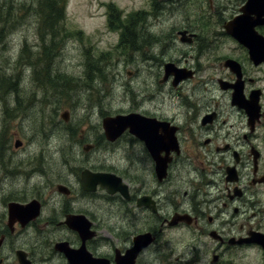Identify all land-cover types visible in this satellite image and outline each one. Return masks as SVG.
Here are the masks:
<instances>
[{"label":"flooded vegetation","instance_id":"flooded-vegetation-1","mask_svg":"<svg viewBox=\"0 0 264 264\" xmlns=\"http://www.w3.org/2000/svg\"><path fill=\"white\" fill-rule=\"evenodd\" d=\"M148 1L153 10L166 12L190 0ZM227 1L217 10L208 0L221 18L220 31L210 35L206 24L197 32L185 22L165 25L140 14L121 21L116 47L140 43L133 50L142 64L133 106L113 113L101 106L100 93L93 102L91 90L108 78L95 73L83 84V96L70 101L84 104L83 128L70 121L69 110L58 119L68 126L70 154L95 131L97 143L93 136L84 153L103 147L112 161L93 166L92 159L83 165L68 157L69 172L48 185L56 186L54 195L15 200L6 193L5 176L30 178L43 171L31 170L32 162L16 163L11 142L7 149L3 142L10 126L2 124L0 156L5 150L8 159L0 161V264H264V0H237L231 13ZM109 26L115 27L112 19ZM167 47V56L175 58L159 61ZM91 67L93 74L101 72ZM147 68L156 69L153 80ZM129 115L152 129V147L129 128L114 141L108 138L104 121ZM33 116L22 118L31 126ZM33 123L39 135L47 133L44 124L35 118ZM71 127L82 128L81 138ZM14 147L24 143L17 140ZM117 149L123 150L121 159ZM119 160L125 162L121 170ZM67 177L74 183H66ZM31 203L38 214H10L11 204Z\"/></svg>","mask_w":264,"mask_h":264},{"label":"rangeland","instance_id":"rangeland-1","mask_svg":"<svg viewBox=\"0 0 264 264\" xmlns=\"http://www.w3.org/2000/svg\"><path fill=\"white\" fill-rule=\"evenodd\" d=\"M230 1L229 13L236 11L239 3L237 0ZM34 2L36 0H0V130L4 123L10 126L3 142L6 149L11 142L16 163L32 162L31 170L42 166L43 171V175L35 174L30 178L21 175L4 177L6 182L2 187L15 200L36 196L45 199L54 195L56 186L49 189L48 185L54 177L57 179V176L69 172L64 165L68 157L83 165L89 164L92 159L95 164H90L93 166L112 161L111 151L103 147L95 153H84V146L92 143L93 136L97 143L95 131L83 135L87 143L80 150L76 149L73 155L70 154L74 148L70 147L65 135L68 126L61 127L58 119L62 120L61 115L69 110L70 121L77 123V127L82 124L83 128L86 120L83 118L82 103L73 105L70 101L83 96V84L90 81L88 76L96 77L100 73L108 78L106 82L102 80L98 90H91L94 92L93 102L96 94L100 93L104 96L101 106L111 108L113 113L122 114L121 109L126 111L133 106L130 99L134 87L139 84L136 70L142 66L139 64L141 54L133 50L138 49L140 43L134 47L129 43L116 47L121 38V21L127 24L128 19H136L140 14L139 18H147L151 22L159 20L165 25L174 21L179 24L185 22L197 32L206 24L209 35L212 30L221 29V18L213 13L208 0H190L184 7L166 12L158 8L153 10L149 1L145 7V0H64L66 18L50 34L43 29ZM227 3V0H214V7L219 10ZM110 19L115 22L114 28L109 26ZM139 31V28L136 29V32ZM160 49L156 47L154 51L158 53ZM47 50L50 51L47 53ZM168 50H171L170 47L164 50L166 53L159 55V61L175 58L173 55L167 56ZM145 58L144 63H148ZM92 65L101 68V72L93 74ZM145 70L151 73L153 80L156 69ZM129 71L134 75H128ZM57 89L64 91L57 94ZM26 114L34 115L31 126L27 118H22ZM34 118L36 124L46 126V134L39 135L37 129L32 127ZM10 119L12 122L9 123ZM89 122L95 123L93 120ZM82 128L77 132L71 127L70 131L73 134L77 132L75 138H81ZM17 140L24 143L20 150L14 147ZM117 152L121 159L123 150L117 149ZM7 159L8 154L4 150L0 161ZM115 164L120 170L125 166L122 160ZM56 182H52L53 186ZM65 182L74 183L72 177H67ZM3 196L0 188V207ZM2 212L3 209H0V214Z\"/></svg>","mask_w":264,"mask_h":264},{"label":"water","instance_id":"water-1","mask_svg":"<svg viewBox=\"0 0 264 264\" xmlns=\"http://www.w3.org/2000/svg\"><path fill=\"white\" fill-rule=\"evenodd\" d=\"M245 11H246L247 15L245 16L244 19L246 21H248V5L246 6ZM241 41L243 42V40H241ZM251 54L253 57H257V53H256V51H254V49L251 51ZM167 70H168V67H167ZM144 121L139 120L137 117H135V115H129L127 117L117 116V117L112 118L110 120L106 119L104 121V129L106 131L108 138L110 140L114 141L127 128H129L133 134L139 135V137L146 142V145H148L149 147H152L151 144L154 143L155 141L150 139L151 135L148 133V132H151L152 129L150 130V128H147L145 126L146 123ZM33 206H34V204H32V203L27 205L26 207H23V206H20L17 204H11L10 205V214L11 215L14 214L15 216H22V215L26 216L29 214H38V210L34 211Z\"/></svg>","mask_w":264,"mask_h":264},{"label":"trees","instance_id":"trees-1","mask_svg":"<svg viewBox=\"0 0 264 264\" xmlns=\"http://www.w3.org/2000/svg\"><path fill=\"white\" fill-rule=\"evenodd\" d=\"M39 18L42 19L43 29L53 34L52 29L66 18V4L64 0H36ZM2 15L0 14V20ZM50 50H47V53ZM16 87L15 84H12Z\"/></svg>","mask_w":264,"mask_h":264}]
</instances>
